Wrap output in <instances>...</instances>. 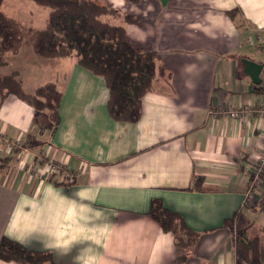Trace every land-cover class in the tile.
Listing matches in <instances>:
<instances>
[{
  "label": "crops",
  "instance_id": "1",
  "mask_svg": "<svg viewBox=\"0 0 264 264\" xmlns=\"http://www.w3.org/2000/svg\"><path fill=\"white\" fill-rule=\"evenodd\" d=\"M98 1L139 19L103 17L136 47L159 52L166 71L139 120L125 122L109 113L104 77L75 57L7 53L3 73L18 71L28 92L54 82L62 98L56 124L14 94L0 100V237L51 251L54 264H242L225 220L243 217L249 169L264 147V94L255 90L264 87V44L249 41L264 25V0ZM0 9L50 28V8L34 0H3ZM243 58L263 65L261 84ZM243 106L253 111L226 114ZM255 194L264 201V184ZM155 197L200 233L183 262L173 233L147 214Z\"/></svg>",
  "mask_w": 264,
  "mask_h": 264
},
{
  "label": "trees",
  "instance_id": "2",
  "mask_svg": "<svg viewBox=\"0 0 264 264\" xmlns=\"http://www.w3.org/2000/svg\"><path fill=\"white\" fill-rule=\"evenodd\" d=\"M34 1L50 8L48 30L31 28L7 17L0 9V100L14 94L36 110H46L52 124L59 121L62 90L54 82L28 92L18 71H1L7 63V53H18L23 47H31L36 54L46 58L75 57L80 65L104 77L109 89V113L115 120H139L145 94L154 89L158 77L166 70L160 64L159 52L136 47L123 25L103 17L109 15L131 23H139V19L98 0ZM236 11L229 10L228 14L235 17ZM255 90L264 94L263 86H256ZM53 182L59 185L68 180L55 179ZM201 183L199 177L200 189ZM147 214L164 231L173 233L178 262L195 254L200 233L190 228L179 212L167 208L161 198L155 197L151 199ZM241 217L242 211H236L225 220V226L231 228L236 221H241ZM235 249L237 256L247 264H264V228L255 234L240 233ZM0 259L21 264H54L51 251L32 250L5 235L0 237Z\"/></svg>",
  "mask_w": 264,
  "mask_h": 264
},
{
  "label": "rangeland",
  "instance_id": "3",
  "mask_svg": "<svg viewBox=\"0 0 264 264\" xmlns=\"http://www.w3.org/2000/svg\"><path fill=\"white\" fill-rule=\"evenodd\" d=\"M255 166L257 167V163ZM261 184H264V168L260 174V183L254 182V186L258 187ZM261 200L257 194H254L253 198H251L247 203L248 206L247 209H245L243 215L244 218L241 217V221H236L231 227L234 244L240 233L246 232L248 234H255L264 228V201L260 203ZM249 202L251 204H249ZM254 207L257 208L252 210ZM241 263L246 264L247 262L243 260Z\"/></svg>",
  "mask_w": 264,
  "mask_h": 264
},
{
  "label": "built area",
  "instance_id": "4",
  "mask_svg": "<svg viewBox=\"0 0 264 264\" xmlns=\"http://www.w3.org/2000/svg\"><path fill=\"white\" fill-rule=\"evenodd\" d=\"M249 41L251 43L264 44V25L260 26V32L257 36H249ZM214 111L216 112V110ZM250 111H253L250 107L243 106L240 108H228L226 110V114L236 118L239 117L242 113H249ZM258 112L261 115H264V106L259 107ZM256 163H257V167L255 166L254 170H252L251 168L249 169V176L251 177V179L248 189L245 193V203H248V201H250V199L253 198L255 194L254 182L260 183V174L264 168V147L261 153L259 154V156L257 157V159L255 160V164ZM61 168H62L61 165L55 164L53 166V171H55L57 174H60Z\"/></svg>",
  "mask_w": 264,
  "mask_h": 264
},
{
  "label": "water",
  "instance_id": "5",
  "mask_svg": "<svg viewBox=\"0 0 264 264\" xmlns=\"http://www.w3.org/2000/svg\"><path fill=\"white\" fill-rule=\"evenodd\" d=\"M242 61L244 63L245 72L251 77L252 81L255 84H261V70L263 65L250 58H243Z\"/></svg>",
  "mask_w": 264,
  "mask_h": 264
}]
</instances>
